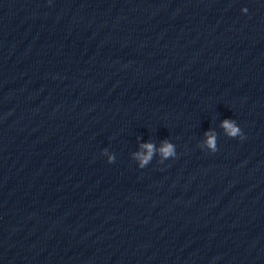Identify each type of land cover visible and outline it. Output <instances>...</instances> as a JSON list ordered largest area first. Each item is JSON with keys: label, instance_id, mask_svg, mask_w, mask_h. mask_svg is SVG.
Here are the masks:
<instances>
[{"label": "water", "instance_id": "95a60500", "mask_svg": "<svg viewBox=\"0 0 264 264\" xmlns=\"http://www.w3.org/2000/svg\"><path fill=\"white\" fill-rule=\"evenodd\" d=\"M0 264H264V0H0Z\"/></svg>", "mask_w": 264, "mask_h": 264}, {"label": "clouds", "instance_id": "9594fccd", "mask_svg": "<svg viewBox=\"0 0 264 264\" xmlns=\"http://www.w3.org/2000/svg\"><path fill=\"white\" fill-rule=\"evenodd\" d=\"M242 11L247 12V9H243ZM222 127H224L227 132L228 135L235 138L237 136L241 137L243 139V133L242 130L239 126H237L236 122L234 120H224L222 122ZM208 139H207V145L210 149H212L213 153H215L217 151L216 148V142H215V135L211 134V133H206ZM143 148L147 149V154H142V153H136V157L139 159L140 164L139 167L140 168H144L152 159V155L154 152V145L152 143H146L142 145ZM160 152L162 154L163 157L167 158L169 156H173L175 154V150L172 144L168 143V142H164L163 147L160 149ZM103 155H107L108 156V163H113L115 160V156L114 155H109L107 153V150H104V152L102 153Z\"/></svg>", "mask_w": 264, "mask_h": 264}]
</instances>
